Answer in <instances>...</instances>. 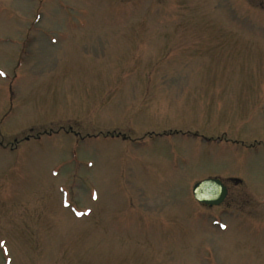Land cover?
Wrapping results in <instances>:
<instances>
[{
	"label": "rangeland",
	"instance_id": "1",
	"mask_svg": "<svg viewBox=\"0 0 264 264\" xmlns=\"http://www.w3.org/2000/svg\"><path fill=\"white\" fill-rule=\"evenodd\" d=\"M0 264H264V0H0Z\"/></svg>",
	"mask_w": 264,
	"mask_h": 264
},
{
	"label": "water",
	"instance_id": "2",
	"mask_svg": "<svg viewBox=\"0 0 264 264\" xmlns=\"http://www.w3.org/2000/svg\"><path fill=\"white\" fill-rule=\"evenodd\" d=\"M228 194L227 187L220 179L208 178L196 183L193 187L194 198L209 206H218L224 202Z\"/></svg>",
	"mask_w": 264,
	"mask_h": 264
}]
</instances>
